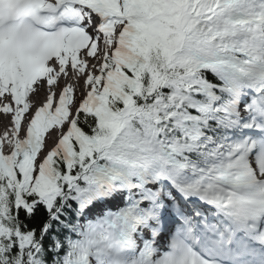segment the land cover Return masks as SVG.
Returning a JSON list of instances; mask_svg holds the SVG:
<instances>
[{"label":"snow or ice","instance_id":"1","mask_svg":"<svg viewBox=\"0 0 264 264\" xmlns=\"http://www.w3.org/2000/svg\"><path fill=\"white\" fill-rule=\"evenodd\" d=\"M0 264H264V0H0Z\"/></svg>","mask_w":264,"mask_h":264}]
</instances>
